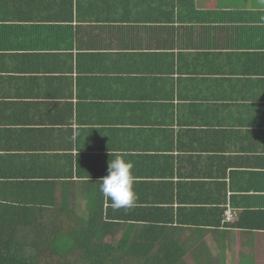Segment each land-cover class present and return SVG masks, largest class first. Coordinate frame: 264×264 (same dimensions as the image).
I'll return each mask as SVG.
<instances>
[{"label": "crops", "instance_id": "obj_1", "mask_svg": "<svg viewBox=\"0 0 264 264\" xmlns=\"http://www.w3.org/2000/svg\"><path fill=\"white\" fill-rule=\"evenodd\" d=\"M0 205L264 264V0H0Z\"/></svg>", "mask_w": 264, "mask_h": 264}, {"label": "trees", "instance_id": "obj_2", "mask_svg": "<svg viewBox=\"0 0 264 264\" xmlns=\"http://www.w3.org/2000/svg\"><path fill=\"white\" fill-rule=\"evenodd\" d=\"M39 215L33 209L0 205V264H189L180 262L185 254L166 250L161 233L123 236L117 252L102 243L108 225L97 217H86L82 226L81 220L67 223L54 217L47 222Z\"/></svg>", "mask_w": 264, "mask_h": 264}, {"label": "clouds", "instance_id": "obj_3", "mask_svg": "<svg viewBox=\"0 0 264 264\" xmlns=\"http://www.w3.org/2000/svg\"><path fill=\"white\" fill-rule=\"evenodd\" d=\"M112 157L113 153L110 151ZM134 164L122 156L108 161L107 174L101 177L100 191L111 201L113 208L130 207L136 199L134 189Z\"/></svg>", "mask_w": 264, "mask_h": 264}, {"label": "built area", "instance_id": "obj_4", "mask_svg": "<svg viewBox=\"0 0 264 264\" xmlns=\"http://www.w3.org/2000/svg\"><path fill=\"white\" fill-rule=\"evenodd\" d=\"M225 220H226V222H228V223H232V222H236L237 220H238V217L235 215V214H233L232 212H228L227 214H226V218H225Z\"/></svg>", "mask_w": 264, "mask_h": 264}]
</instances>
